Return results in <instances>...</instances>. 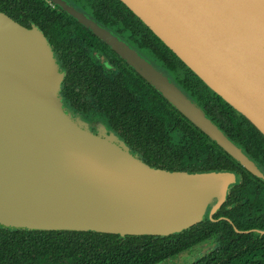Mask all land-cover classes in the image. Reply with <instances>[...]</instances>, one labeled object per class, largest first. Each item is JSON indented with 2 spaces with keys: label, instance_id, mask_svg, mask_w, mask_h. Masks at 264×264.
<instances>
[{
  "label": "water",
  "instance_id": "water-1",
  "mask_svg": "<svg viewBox=\"0 0 264 264\" xmlns=\"http://www.w3.org/2000/svg\"><path fill=\"white\" fill-rule=\"evenodd\" d=\"M264 136V0H121ZM178 111L249 170L250 158L161 72L88 17ZM44 35L0 12V226L166 235L221 202L229 171L158 169L66 113ZM264 233L263 231H260Z\"/></svg>",
  "mask_w": 264,
  "mask_h": 264
},
{
  "label": "flooded vegetation",
  "instance_id": "flooded-vegetation-1",
  "mask_svg": "<svg viewBox=\"0 0 264 264\" xmlns=\"http://www.w3.org/2000/svg\"><path fill=\"white\" fill-rule=\"evenodd\" d=\"M59 2L100 25L161 72L190 101L202 106L206 116L250 158L258 173L239 163L168 102V112L144 113V85L157 90L108 41ZM0 12L44 35L61 73V105L90 132L114 137L137 159L158 169L224 170L235 177L221 202L212 200L207 204L200 221L166 235L28 230L74 231L87 238L85 234L97 233L99 239L107 241L105 248L115 244L119 253L123 248L138 252L135 258L126 252L131 261L126 264H207L213 257L228 256L221 244L225 239L239 242L237 234L243 232L264 242V233L260 232H264V136L209 88L126 4L121 0H0ZM145 127L150 133L145 143L139 144L137 135ZM146 142H155L156 147L143 148ZM168 235L171 237L160 242L161 249L150 248L145 237ZM185 239L192 242L188 244ZM105 251L112 253L111 249ZM69 259L72 256L63 253L60 263Z\"/></svg>",
  "mask_w": 264,
  "mask_h": 264
},
{
  "label": "trees",
  "instance_id": "trees-1",
  "mask_svg": "<svg viewBox=\"0 0 264 264\" xmlns=\"http://www.w3.org/2000/svg\"><path fill=\"white\" fill-rule=\"evenodd\" d=\"M153 90L148 85H144L142 100L144 113L168 112L170 103L158 91ZM199 107L204 112L203 107ZM149 133L148 127H145L144 132L137 135L138 143H145ZM150 146L155 148L156 143L146 142L143 148H150ZM83 235L81 232L74 231H39L0 226V264H61L63 253L72 256V259L63 264H126V262H131L126 258V252L129 253L127 256L134 258L138 254V252L126 251L125 248L121 249L119 253L115 244H108L105 248L107 241L99 239L97 233L85 234L89 236L88 238ZM237 235L240 238L239 242L235 243L225 239L221 244V247L229 254L228 256L213 257V260L207 264H264V242L252 239L253 237L249 233L243 232ZM145 237L149 241L150 248L153 246L155 249H161L160 242L167 240L171 235L159 236V238ZM262 238L264 239V236ZM182 239L181 237L177 238V240ZM185 240L188 244L192 242L189 239ZM134 247L133 245L132 248L134 249ZM105 249H111L112 253L107 254ZM79 253L81 256H78ZM83 253L87 256H84ZM196 264H200V262Z\"/></svg>",
  "mask_w": 264,
  "mask_h": 264
}]
</instances>
